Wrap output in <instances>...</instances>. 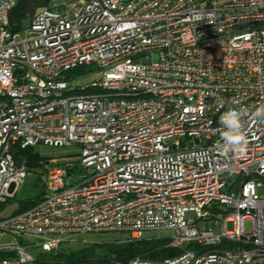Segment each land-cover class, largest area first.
Instances as JSON below:
<instances>
[{"label": "built area", "instance_id": "built-area-1", "mask_svg": "<svg viewBox=\"0 0 264 264\" xmlns=\"http://www.w3.org/2000/svg\"><path fill=\"white\" fill-rule=\"evenodd\" d=\"M15 5L0 0V204L29 174L15 147L78 153L50 158L42 200L0 218L17 236L0 264L35 260L23 235L52 251L155 230L184 251L114 264H264V122L251 115L264 103V0H50L12 32ZM236 104L249 108L243 154L222 151L219 116Z\"/></svg>", "mask_w": 264, "mask_h": 264}, {"label": "trees", "instance_id": "trees-1", "mask_svg": "<svg viewBox=\"0 0 264 264\" xmlns=\"http://www.w3.org/2000/svg\"><path fill=\"white\" fill-rule=\"evenodd\" d=\"M50 0H16V5L9 15V28L12 32L21 31L27 24H30L35 13L48 6ZM84 70L78 68L77 71ZM15 157L19 161H24L29 172L35 176V192L25 199H17L15 195L6 202L0 204L3 210L7 204L17 203V210L13 213L23 212L42 200L45 189L42 185V175L44 174V164L50 159L48 155L41 154L37 146L21 148L15 147ZM75 245L70 241L63 242L57 249L45 251L35 244L29 246L33 251L35 260L30 264H114L118 261H129L140 257L146 260H163L180 255L184 249L172 247L167 237L145 236L135 240H101L83 242L80 238ZM21 243L30 244L21 239ZM39 249V251H35ZM10 254L2 252V257Z\"/></svg>", "mask_w": 264, "mask_h": 264}, {"label": "rangeland", "instance_id": "rangeland-1", "mask_svg": "<svg viewBox=\"0 0 264 264\" xmlns=\"http://www.w3.org/2000/svg\"><path fill=\"white\" fill-rule=\"evenodd\" d=\"M29 25V24H27ZM26 25V26H27ZM156 58V56H154ZM38 151L41 152L43 155H48L50 158L58 157L62 158V156L66 154H74L78 153L75 149H69V148H57V147H51L46 145H37ZM43 176V175H42ZM35 176L29 172L28 177L24 185L20 188V190L17 193V199H25L29 195L34 194L35 192ZM263 188H261L259 191L260 193H263ZM17 203H11L7 204L6 207L3 210H0V218L8 216L12 214L14 211H16ZM227 228L229 230L234 229L233 223L229 222L227 224ZM253 228V222L252 220L246 221V230L251 231ZM213 229L215 232H218L220 230V225L215 224L213 225ZM172 232L167 230H155L149 233L148 236L150 237H169L171 236ZM80 238H82L83 242H91V241H101V240H116L120 239L121 241H125L128 239H131L130 235L124 232H105V233H84L80 234L74 237L70 241L71 245H75ZM24 240L26 242L32 243V244H38L39 239L34 236H28L23 235L20 240ZM17 241V236L11 232H3L0 230V248L7 246V245H13ZM30 251H32L30 249ZM36 252L39 251V249L35 250ZM33 252V251H32Z\"/></svg>", "mask_w": 264, "mask_h": 264}, {"label": "clouds", "instance_id": "clouds-1", "mask_svg": "<svg viewBox=\"0 0 264 264\" xmlns=\"http://www.w3.org/2000/svg\"><path fill=\"white\" fill-rule=\"evenodd\" d=\"M249 115V108L239 104L229 106L219 116L222 127V151L243 154L249 144L248 135L244 129L243 117ZM258 121L264 122V103L258 104L251 113Z\"/></svg>", "mask_w": 264, "mask_h": 264}]
</instances>
